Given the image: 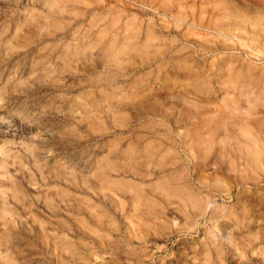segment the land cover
Masks as SVG:
<instances>
[{
    "label": "rangeland",
    "instance_id": "1",
    "mask_svg": "<svg viewBox=\"0 0 264 264\" xmlns=\"http://www.w3.org/2000/svg\"><path fill=\"white\" fill-rule=\"evenodd\" d=\"M0 264H264V0H0Z\"/></svg>",
    "mask_w": 264,
    "mask_h": 264
}]
</instances>
